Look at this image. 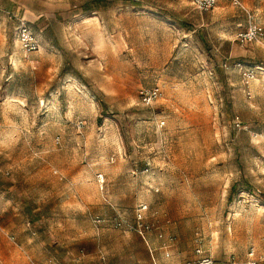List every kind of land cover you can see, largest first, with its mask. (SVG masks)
<instances>
[{
    "label": "rangeland",
    "instance_id": "rangeland-1",
    "mask_svg": "<svg viewBox=\"0 0 264 264\" xmlns=\"http://www.w3.org/2000/svg\"><path fill=\"white\" fill-rule=\"evenodd\" d=\"M0 4V264H264V0Z\"/></svg>",
    "mask_w": 264,
    "mask_h": 264
},
{
    "label": "built area",
    "instance_id": "built-area-1",
    "mask_svg": "<svg viewBox=\"0 0 264 264\" xmlns=\"http://www.w3.org/2000/svg\"><path fill=\"white\" fill-rule=\"evenodd\" d=\"M221 0H191L193 7L200 11V12H207L214 9L218 2ZM232 3L234 6L243 7L242 0H224ZM263 29L262 27L258 26L257 24H250L247 31L240 33L237 39L244 44H248L254 41L259 40L260 36L262 35ZM16 36L18 41L21 44L22 49L26 53H33L39 50L40 46L39 43L32 31V29L25 23L24 20H18V25L16 27ZM238 66V65H237ZM255 72L259 75L264 76V69L258 68ZM254 70H245V76L248 79L254 77ZM162 97V91L160 87L156 86L153 88H142L139 91V98L140 102L143 106L151 107ZM98 182L100 184H104V177L103 175L98 176ZM149 207L145 203H140L137 205L135 209V219L136 225L139 229L140 233H143V230L147 228L145 226V217ZM200 254L202 253L201 250H197ZM255 252L252 250L249 253V261L247 264H259L258 260H256ZM197 264H214V260L211 257L204 256L202 257Z\"/></svg>",
    "mask_w": 264,
    "mask_h": 264
},
{
    "label": "crops",
    "instance_id": "crops-1",
    "mask_svg": "<svg viewBox=\"0 0 264 264\" xmlns=\"http://www.w3.org/2000/svg\"><path fill=\"white\" fill-rule=\"evenodd\" d=\"M221 1H224V0H221ZM221 1H219V2H221ZM219 2H218V4H219ZM225 2H228V1H225ZM230 3V2H229ZM242 3H243V0H242ZM217 4V5H218ZM232 4V3H231ZM191 5H192V3H191ZM233 5V4H232ZM193 6V5H192ZM237 7V6H236ZM3 7H2V5L0 4V18H1V16H3V9H2ZM15 32H16V28H15ZM263 68V67H262ZM264 69V68H263ZM262 76V75H261ZM262 78H264V76H262Z\"/></svg>",
    "mask_w": 264,
    "mask_h": 264
}]
</instances>
